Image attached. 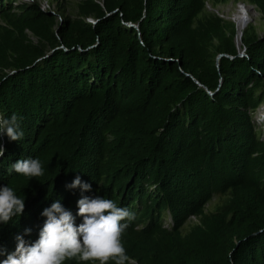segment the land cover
Wrapping results in <instances>:
<instances>
[{
    "label": "trees",
    "instance_id": "1",
    "mask_svg": "<svg viewBox=\"0 0 264 264\" xmlns=\"http://www.w3.org/2000/svg\"><path fill=\"white\" fill-rule=\"evenodd\" d=\"M206 1L77 0L71 14L66 0H0V114L24 131L0 132V186L25 198L0 224V261L18 235L38 239L55 200L79 224L77 201L100 195L134 213L127 264H264V137L251 116L264 33L247 24L238 54L234 21ZM246 1L264 16V0ZM28 157L42 176L9 173ZM77 175L90 191L65 187ZM215 191L225 197L206 211Z\"/></svg>",
    "mask_w": 264,
    "mask_h": 264
},
{
    "label": "clouds",
    "instance_id": "2",
    "mask_svg": "<svg viewBox=\"0 0 264 264\" xmlns=\"http://www.w3.org/2000/svg\"><path fill=\"white\" fill-rule=\"evenodd\" d=\"M87 19L95 21L92 17ZM21 119L16 113L10 117L0 114V132L6 133L13 141L23 139ZM4 151L5 149L0 147V157L4 155ZM8 171L29 178L44 174L40 159L32 157L16 160ZM65 187H79L83 191H90L92 186L77 175ZM77 205V215L82 218L79 224L75 222L72 212L59 200L44 208L41 215L46 219L38 239L26 242L23 236L18 235L15 250L8 253L0 264H65L66 261H76L77 264H127L128 260L134 262L129 259L122 239L129 226L127 222L135 218L134 213L126 207L118 206L114 200L100 195L82 196ZM24 208L25 198L18 196L8 185L0 186V224H7L13 217L21 215ZM169 222H172L171 219ZM30 232V228L25 229V233ZM2 254L3 250L0 249V255Z\"/></svg>",
    "mask_w": 264,
    "mask_h": 264
},
{
    "label": "rangeland",
    "instance_id": "3",
    "mask_svg": "<svg viewBox=\"0 0 264 264\" xmlns=\"http://www.w3.org/2000/svg\"><path fill=\"white\" fill-rule=\"evenodd\" d=\"M34 0H12L13 4H18L22 2H32ZM41 4V6L44 9L48 8H55V4L51 2V0H38ZM76 1L77 0H66L65 7H64V12L65 13H71L75 14L77 9H76ZM241 2V3H240ZM245 2V3H242ZM241 4V5H240ZM206 8L209 10H212L216 13H218L221 17L225 19H231L235 22V26L237 28V34L235 36V43L238 49V52H244L243 51V46L241 44L240 40V35L243 30V28L249 24L252 23L255 25L256 30L259 34L264 33V16L261 14V12L258 10V8L248 2V1H243V0H224V1H219L217 4H213L211 0L206 1ZM55 10V9H54ZM242 11V12H241ZM242 13L245 18H243ZM242 21V22H241ZM242 23L241 26V31L239 34V23ZM238 36V37H237ZM251 116H252V121L255 125V128L258 132V135L260 138L264 137V100L253 110H251ZM225 195L223 193H220L218 191H215L212 195V197L209 199V201L205 204V210L210 211L213 209H216V206L221 203ZM170 221V217L167 212L164 213L163 215V222L164 224H168ZM197 221V217L195 215H191L184 227L183 230H187L190 223Z\"/></svg>",
    "mask_w": 264,
    "mask_h": 264
},
{
    "label": "bare ground",
    "instance_id": "4",
    "mask_svg": "<svg viewBox=\"0 0 264 264\" xmlns=\"http://www.w3.org/2000/svg\"><path fill=\"white\" fill-rule=\"evenodd\" d=\"M241 12H242V11H241ZM239 14H242V13H239ZM242 15H243V14H242ZM244 15H245V14H244ZM244 15L242 16L243 18H245ZM241 22H242V21H241ZM241 22L239 23V27H238V28H239V29H238V30H239V31H238L239 34H240V31H241V26H242V23H241ZM237 37H238V36H237Z\"/></svg>",
    "mask_w": 264,
    "mask_h": 264
}]
</instances>
